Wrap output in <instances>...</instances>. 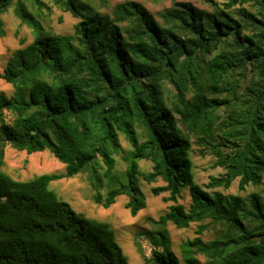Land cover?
<instances>
[{
  "label": "trees",
  "instance_id": "trees-1",
  "mask_svg": "<svg viewBox=\"0 0 264 264\" xmlns=\"http://www.w3.org/2000/svg\"><path fill=\"white\" fill-rule=\"evenodd\" d=\"M209 2L207 10L173 0L158 18L136 0L110 12V0H0V36L10 9L34 33L0 74L16 90L0 92V264H129L111 223L76 211L50 188L90 164L104 168L94 173L98 184L108 180L95 202L109 207L128 195L133 214L146 207L141 180L165 182L152 192L168 191L173 203L154 219L161 236L147 263L264 264L261 194L207 190L264 182V0ZM52 6L79 19L72 33L45 26ZM8 143L49 149L66 172L15 179L3 170ZM194 145L222 169L205 187L195 180ZM125 152L126 168L116 171ZM184 188L188 207L178 202ZM169 222H198L181 257ZM206 231L213 237L204 239Z\"/></svg>",
  "mask_w": 264,
  "mask_h": 264
},
{
  "label": "rangeland",
  "instance_id": "rangeland-1",
  "mask_svg": "<svg viewBox=\"0 0 264 264\" xmlns=\"http://www.w3.org/2000/svg\"><path fill=\"white\" fill-rule=\"evenodd\" d=\"M120 1L123 0H110V9L106 10L103 8L102 10L110 12L111 8ZM136 1L143 4L159 18V13L164 8L169 7L173 0ZM177 1H189L200 8L211 9L209 0ZM216 1L221 3L224 0ZM2 18L5 23L6 35L0 36V74L3 72L13 52L34 39L32 29L25 24H21L12 9L5 12ZM78 20L70 12H64L52 6L49 14L46 16L45 26L54 33H72ZM16 30H19L18 36L15 34ZM20 37H25L26 41L24 44L20 43ZM0 92L8 97L16 95L14 86L1 76ZM121 141L124 149L128 151L131 146L123 135H121ZM125 155L126 152L117 156L116 171L125 170L127 165V161L124 158ZM191 156L195 164V180L203 187L208 182L210 175H217L222 172L220 167H212V155L202 154L198 145H194ZM151 165V162L148 160L140 161V166L143 170L149 171ZM3 170L15 179L29 180L40 174L64 173L66 172V165L57 159L49 149L29 153L26 150H18L8 143L5 147V165ZM103 171L104 168L100 165L90 164L85 170L74 176L52 180L50 188L57 192L62 199L68 201L76 211L111 223L115 230L116 239L128 257L129 264H149L145 260L151 256L152 250L159 244L161 236L159 233L161 226L155 223L154 219H158L161 214L168 210L170 204L173 203V201L167 200L169 196L168 191H164L159 195H155L152 192L153 186L164 185L165 182L159 179L149 184L141 180V188L146 195V207L141 209L137 214H133L130 208L126 206L129 201L128 195L118 196L116 202L109 207H104L95 202L94 194L98 190L103 194L108 190V180L103 177V184H98L95 180L96 174L94 173L99 175ZM207 190H218L224 194H241L246 199L252 192H259L264 198V182L260 185H250L245 191H239L238 179H236L228 189L217 188ZM178 202L185 205V207L190 205L191 195L187 188H184ZM197 227L198 222H193L187 228H178L172 222L168 223L167 228L170 232L172 249L179 257H181V244L197 235ZM213 235L214 232L206 231L203 234V238L209 239ZM200 258L204 260L203 256H200Z\"/></svg>",
  "mask_w": 264,
  "mask_h": 264
}]
</instances>
